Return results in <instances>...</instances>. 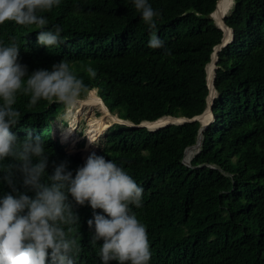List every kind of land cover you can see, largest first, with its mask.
<instances>
[{"label":"trees","instance_id":"trees-1","mask_svg":"<svg viewBox=\"0 0 264 264\" xmlns=\"http://www.w3.org/2000/svg\"><path fill=\"white\" fill-rule=\"evenodd\" d=\"M149 2L162 13L157 34L170 56L147 46L148 27L131 0H62L43 13L49 27H63L58 47L39 46L36 26L13 21L0 25V40L8 44L17 37L19 62L29 74L68 61L111 114L135 126L198 116L209 92L205 67L222 38L210 18L217 0ZM223 22L233 38L218 52L214 120L189 166L182 159L196 143L197 121L158 130L113 124L95 152L123 166L144 189L143 206L132 211L147 226L149 264H264V0H234ZM89 66L95 77L86 72ZM28 100L18 95L15 107L22 116L12 131L22 139L29 129L45 140L49 174L53 163L66 162L75 175L85 159L65 154L51 135L66 105L40 100L29 108ZM14 183L25 191L19 175ZM10 192L0 183V194ZM74 210L80 217L72 234L79 245L76 264H100L102 241L90 244L87 225L93 210Z\"/></svg>","mask_w":264,"mask_h":264},{"label":"clouds","instance_id":"clouds-1","mask_svg":"<svg viewBox=\"0 0 264 264\" xmlns=\"http://www.w3.org/2000/svg\"><path fill=\"white\" fill-rule=\"evenodd\" d=\"M61 2L0 0V25L5 21L34 25L39 46L58 47L63 43V27H49L43 13L51 12ZM131 3L148 27L147 46L162 49L163 56H170L157 34L162 13L149 0ZM21 48L15 36L8 44L0 40V183L11 188L10 193L0 194V264H76L79 245L72 235L80 226L76 206H90L93 210L87 225L90 244L102 241L100 264H149L147 226L132 211V207L143 206L144 189L123 166L92 152L75 175L67 170L66 162L53 163L49 174L50 154L45 140L32 135L29 129L24 130L27 135L22 139L12 131L22 116L15 107L18 95L29 97V108L40 100L72 106L89 90L63 59L51 70L37 69L29 74L28 67L19 62ZM86 72L96 76L91 66ZM17 175L25 191L17 190Z\"/></svg>","mask_w":264,"mask_h":264},{"label":"bare ground","instance_id":"bare-ground-1","mask_svg":"<svg viewBox=\"0 0 264 264\" xmlns=\"http://www.w3.org/2000/svg\"><path fill=\"white\" fill-rule=\"evenodd\" d=\"M231 7H232V0H219L217 9L212 14L216 24L219 25L224 30L225 34H228V36L230 34V31L221 26L222 24L221 17L222 15H225L231 9ZM212 59H213L212 62L207 66V83L210 88H211V84L213 80V72H214L213 62L215 60V55L212 56ZM212 93L213 92H211V95H214ZM209 103H210V100H209ZM84 108H87L88 110L87 112H84L83 115H88V113H90L91 111V108H95L96 110H98V112H100V117L95 119L96 123H99L100 125L103 124V119H107L110 122V124L121 123L127 126H132L131 123H129L128 121L121 120L115 115L111 114L108 111V109L105 107V105L103 104L99 96L96 94V90L94 89L90 90L87 92V95L86 97H84V99H79L75 105L71 106V110H69V115H68L69 116L68 118L70 119V123H69L70 127L64 128L59 134L60 136L59 141L62 142V144H63V141L66 144H68V148H71L72 146H74L76 142L75 129L77 128V124L79 122H78V119L75 118V113H76V116L82 114L84 111ZM73 109H76L77 111L73 112ZM199 119L201 120L202 123H206L207 121H210L211 117L209 115V111L207 110V112L199 116ZM171 121H173L171 118H161L154 122H142V125L147 127L148 130H155V129L162 127L164 124H169V122ZM177 121H181V120H177ZM195 153L196 152L194 150L186 151L185 156H184V161L189 162Z\"/></svg>","mask_w":264,"mask_h":264},{"label":"rangeland","instance_id":"rangeland-1","mask_svg":"<svg viewBox=\"0 0 264 264\" xmlns=\"http://www.w3.org/2000/svg\"><path fill=\"white\" fill-rule=\"evenodd\" d=\"M96 94H97V90H96ZM86 95L87 93L85 95H81L79 99H84ZM69 110H71V106L66 105V107L63 109L61 114L53 120L51 135L54 140L56 138L60 139L59 134L61 133V131L66 127L67 128L70 127L69 126L70 119L68 118ZM87 110H88L87 108H84L83 113L77 116L75 113V118L78 119L79 122L77 124V128L75 129L76 142L74 146L68 148V144H66L62 140L63 141L62 145L64 151L66 152L65 154L68 153V155L70 154L80 155L83 159H86L90 153L98 151V149L101 147V144L104 141V136L106 135L108 128L113 125L110 124V122L107 119H103L102 125L96 123L95 119L100 117V112H98V110H96L95 108H91V111L90 113H88V115H83L84 112H87ZM74 111L77 110L73 109V112ZM88 140L91 141L94 144V146L92 144H89Z\"/></svg>","mask_w":264,"mask_h":264},{"label":"water","instance_id":"water-1","mask_svg":"<svg viewBox=\"0 0 264 264\" xmlns=\"http://www.w3.org/2000/svg\"><path fill=\"white\" fill-rule=\"evenodd\" d=\"M218 2H219V0H217L216 5H215V8H214L213 12L210 14V18L213 20L215 26H216L219 30H221V32H222V38H221L220 43H219L218 45H216V46L213 48V52H212V54H211V56H210V62H209V63L206 65V67H205V73H206V84H207V87H208L209 92H208V95H207V97H206V108H205V110L202 112V114H204V113L207 112V110H208V111H209V115H210V117H211V121H207L206 123H202L201 120L199 119V116H201L202 114H200V115H198V116H194V117H192V118H190V119H187V118H184V117H181V118H174V117L167 116V117H162V118H171L173 121L169 122V124H164L162 127L158 128V129H161V128H164V127L169 126V125H179V124L190 123V122H195V121H197V122L200 123V127H199V130H198V136H197L196 143H195L193 146H190V147L186 148L185 151H184V155H183L182 162H183L185 165H187V166H189V162H185V161H184L185 152L188 151V150H194V151L196 152L195 154H197V153L199 152L200 147L202 146V143H203V136H202V133H203V131L207 128V126H208L210 123H212L213 120H214L213 115H212V110H211V108H212V105H213V101H214V99H215V97H216V90H215V88H214L213 83H214V80H215V70L217 69L216 63H217V60H218V52H220V50H221L222 48L226 47L229 43H231V42H232V38H233V37H232V30H231L230 28H228V27L225 25V23L223 22V18L226 16V14H227L229 11H228L225 15H222V17H221V23H222L221 26L224 27L225 29H227V30L230 31L229 36H228V34H225L224 30H223L219 25H217L216 22L214 21V18H213V16H212V14H213V13L215 12V10L217 9ZM233 5H234V0H232V6H233ZM231 8H232V7H231ZM213 55H215V60H214V62H213V63H214V72H213V80H212V84H211V88H212V90H211V88L209 87V85H208V83H207V66L212 62V60H213V59H212V56H213ZM211 92H213L212 94H214V95H211ZM209 100H210V103H209ZM208 104H209V105H208ZM159 119H161V118H159ZM159 119H157V120H159ZM177 120H181V121H177ZM155 121H156V120H155ZM153 122H154V121H153ZM115 124H117V123H115ZM118 124H120V125H125V124H121V123H118ZM131 125H132V126H130V127H134V128H135V127H136V128L144 127V128L147 129V127H145L144 125H142V123H140V124L137 125V126L133 125L132 123H131ZM158 129H155V130H158ZM195 154H194V155H195Z\"/></svg>","mask_w":264,"mask_h":264}]
</instances>
